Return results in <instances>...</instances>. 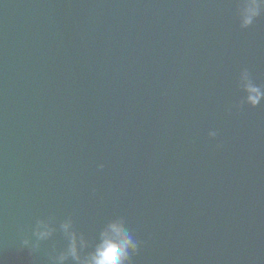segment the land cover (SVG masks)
<instances>
[{
	"label": "water",
	"instance_id": "water-1",
	"mask_svg": "<svg viewBox=\"0 0 264 264\" xmlns=\"http://www.w3.org/2000/svg\"><path fill=\"white\" fill-rule=\"evenodd\" d=\"M245 2L0 0V264H53L66 220L82 257L119 221L132 264H264V103L239 86L264 87V10L243 28ZM40 220L52 236L21 248Z\"/></svg>",
	"mask_w": 264,
	"mask_h": 264
},
{
	"label": "clouds",
	"instance_id": "clouds-1",
	"mask_svg": "<svg viewBox=\"0 0 264 264\" xmlns=\"http://www.w3.org/2000/svg\"><path fill=\"white\" fill-rule=\"evenodd\" d=\"M244 9L241 16V27L247 28L254 23L256 17L264 10V0H246L241 5ZM239 86L246 93L244 103L252 107H258L264 103V87L253 82L247 69L242 70L239 77ZM209 136L216 137L217 132L212 130ZM100 168L104 165L100 164ZM67 236V247L55 256L53 264H65L72 260L75 264H132V257L139 251L140 242L133 238L129 230L119 221L110 223L102 232L100 241L93 251L87 256L81 255V248L86 246L82 238L72 230L71 220H66L62 225ZM54 229L44 220L36 223L31 237H24L21 241V248H27L35 253L40 248V242L52 236ZM34 237V239H33Z\"/></svg>",
	"mask_w": 264,
	"mask_h": 264
}]
</instances>
